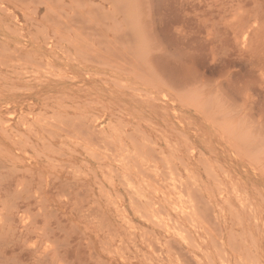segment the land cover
I'll return each mask as SVG.
<instances>
[{"label":"rangeland","instance_id":"obj_1","mask_svg":"<svg viewBox=\"0 0 264 264\" xmlns=\"http://www.w3.org/2000/svg\"><path fill=\"white\" fill-rule=\"evenodd\" d=\"M51 1L0 0V264H264V0Z\"/></svg>","mask_w":264,"mask_h":264},{"label":"bare ground","instance_id":"obj_2","mask_svg":"<svg viewBox=\"0 0 264 264\" xmlns=\"http://www.w3.org/2000/svg\"><path fill=\"white\" fill-rule=\"evenodd\" d=\"M29 1H30V0H29ZM32 1L34 2V0H32ZM39 1H40V0H37V1H36L37 3H36V2H34V3L38 4ZM50 1H51V0H50ZM50 1L48 0L49 3H50ZM57 1H58V0H57ZM73 1H74V0H73ZM16 2H18V1H16ZM51 2H53V0H52ZM55 2H56V1H55ZM34 3H33V5H35ZM58 3H59V2H58ZM88 3H89V2H88ZM28 4H29V2H28ZM39 4H40V3H39ZM51 4L54 5V3H51ZM67 4H68V3H67ZM67 4H66V5H67ZM60 5H61V4H60ZM78 5L81 6V3H80V4L78 3ZM0 6H1V5H0ZM35 6H37V5H35ZM63 6H64V5H63ZM71 7H72V6H71ZM50 8H51V7H50ZM50 8H49V9H50ZM0 9H1V10H4L3 7H0ZM31 10H32V9H31ZM50 10H51V9H50ZM34 11H35V9H34ZM52 11H53V10H52ZM52 11H51V12H52ZM5 12H7V11H5ZM31 12H33V11H31ZM48 12H50V11H48ZM51 12H50V13H51ZM74 12H75V11H74ZM50 13H49V14H50ZM58 13H59V12H58ZM241 13H242V12H241ZM34 14H35V13H34ZM45 14H46V13H45ZM72 14H74V13H72ZM239 14H240V13H239ZM237 15H238V14H237ZM46 16L48 17V15H46ZM76 16L78 17L79 15L76 13ZM239 16H240V15H239ZM47 17H46V19H47ZM67 17H68V16H67ZM78 18H79V17H78ZM80 18H82V17H80ZM236 18H237V17H236ZM51 19H52V18H51ZM71 19H73V17H72ZM82 19L85 20L84 18H82ZM32 20H33V19H32ZM78 20H80V19H78ZM78 20H77V22H79ZM48 21H49V20H48ZM55 21H56V20H55ZM55 21H54V22H55ZM75 21H76V20H74L73 25H75L76 28H77V25H76V24H79V25H80V23H77V22H75ZM52 22H53V21H51V23H52ZM68 22H70V21H68ZM256 22H257V21H256ZM70 24H71V22H70ZM56 25H57V24L55 23V26H56ZM253 25H254V24H252V26H253ZM255 25H256V23H255ZM255 25H254V26H255ZM250 26H251V25H250ZM252 26H251V27H252ZM79 27H84V26H83V25H82V26L80 25ZM79 27H78V28H79ZM38 28H39V27H38ZM84 28H85V27H84ZM39 29H40V28H39ZM39 29H38V30H39ZM60 29H61V28H60ZM85 29H86V28H85ZM100 29H101V28H100ZM62 30H64V29H62ZM77 30H78V29H77ZM90 30H91V29H90ZM102 30H103V28H102ZM97 31H99V30H97ZM137 31H138V30H137ZM84 32H85V31H84ZM88 32H89V31H88ZM90 32H92V31H90ZM99 32H100V31H99ZM99 32H98V33H99ZM101 32H102V31H101ZM102 34H103V33H102ZM243 34H244V33H243ZM245 35H246V34H245ZM74 36H75V35H74ZM117 36H118V35H117ZM117 36H116V39H118ZM84 37H85V36H84ZM114 37H115V36H114ZM245 38H246V37H245ZM245 38H244V39H245ZM107 39H108V38H107ZM119 39H120V37H119ZM242 39H243V38H242ZM245 40H246V39H245ZM245 40H244V41H245ZM102 41H103V40H102ZM108 41H109V40H108ZM110 41H111V38H110ZM110 41H109V43H110ZM120 41H122V40H119L118 42H120ZM112 42H113V41H112ZM114 42H115V41H114ZM242 42H243V41H242ZM250 42H251V41H250ZM245 43H246V41H245ZM98 44H100V43H98ZM98 44H97V45H98ZM115 44H116V42H115ZM103 45H104V42H103V44H102V47H103ZM110 45H111V44H110ZM112 45H114V43H113ZM112 45H111V46H112ZM1 46H2V48H1V47H0V48L3 49L4 46H3V45H1ZM100 46H101V45H100ZM100 46H99V47H100ZM119 46H120V45H119ZM122 46H124V44H123ZM122 46H121V48H122ZM137 46H138V45H137ZM102 47H100V48H102ZM112 47H113V46H112ZM112 47H110V48H112ZM116 47H117V46H116ZM126 47H127V46H126ZM243 47H244V46H243ZM5 48H7V47H5ZM106 48H107V46H106ZM119 48H120V47H119ZM121 48H120V49L117 48L118 52H119V50H121ZM131 48H132V47H131ZM127 49H128V48H127ZM9 50H10V49H9ZM104 50H105V48H104ZM109 50H110V49H109V47H108V52H109ZM112 50H114V47H113ZM112 50H111V51H112ZM133 50H134V49H133ZM99 51H100V50H99ZM121 51H122V50H121ZM128 51H129V49H128ZM128 51H126V52H127V56H128ZM0 52H1V51H0ZM10 52H11V50H10ZM12 52H13V51H12ZM104 52H105V51H104ZM135 52H136V51L134 50L133 54H134ZM2 53H3V52L0 53L1 56H2ZM100 53L103 54V52H100ZM115 53H116V52H115ZM115 53H114V55H116ZM3 54H4V53H3ZM12 54H13V53H12ZM102 54H101V57H104V56H102ZM112 54H113V53H111L110 55H112ZM131 54H132V52H131ZM135 54L137 55V53H135ZM145 55H146V54H145ZM8 56H10V54H9ZM8 56H6V57H8ZM19 56H20V55H19ZM83 56H84V55H83ZM99 56H100V55H99ZM10 57L13 58V59L15 58V57H12V56H10ZM27 57H28V56H27ZM119 57H120V56H119ZM119 57H118V59H119ZM122 57H123V56L121 55V58H122ZM124 57L127 58V59L129 60L128 57H126V56H124ZM135 57H136V58H139L137 62H140V61H141V59H140L139 56H135ZM18 58H19V57H18ZM28 58H29V57H28ZM98 58H99V57H98ZM98 58H97V59H98ZM114 58H115V57H114ZM121 58H120V59H121ZM125 58H124V59H125ZM146 58H147V56H146ZM21 59H22V58H21ZM73 59H74V58H73ZM99 59H101V61H102V58H99ZM124 59H123V61H124V62L126 61L125 63H126L127 65L129 64L128 66L124 64V66L126 67L125 69H128L127 67L130 68V63H131V62L129 63V62H127V59H126V60H124ZM14 60L16 61L17 59H14ZM19 60H20V59H19ZM110 60H112V59H110ZM110 60H109V61H110ZM136 60H137V59H136ZM249 60H250V59H249ZM249 60H248V61H249ZM103 61H104V60H103ZM105 61H106V60H105ZM105 61H104V62H105ZM109 61H108V62H109ZM116 61H118L119 64L122 63V62H121L122 59H121V61L116 59ZM119 61H120V62H119ZM129 61H130V60H129ZM143 61H144V60H143ZM145 61H146V60H145ZM0 62H1V60H0ZM7 62H8V61H7ZM7 62H5V63L8 64ZM9 62H10V61H9ZM18 62H19V61H18ZM24 62H25V61H24ZM252 62H253V61H252ZM5 63H4V64H5ZM40 63H41V62H40ZM40 63H39V64H40ZM111 63L113 64V67H114V62H112V61L109 62V64H111ZM115 63H116V62H115ZM144 63H146V62H144ZM4 64H3V65H4ZM100 64H102V63H100ZM100 64H98V65H100ZM104 64H105V63H104ZM104 64H103V65H104ZM106 64H107V62H106ZM138 64H139V63H138ZM8 65H9V64H8ZM37 65H38V63H37ZM40 65H41V64H40ZM121 65H122V64H121ZM140 65L143 66L142 63H141ZM146 65H147V63H146ZM255 65H256V64H255ZM255 65H254V66H255ZM100 66H102V65H100ZM124 66H123V68H124ZM141 66H140V67H141ZM41 67H43V66H40V68H41ZM109 67H110V66H109ZM111 67H112V65H111ZM119 67H120V66H119ZM147 67H148V65H147ZM9 68H10V67H9ZM134 68H135V67H134ZM142 68H143V67H142ZM132 69H133V68H132ZM135 69H136V68H135ZM148 69H149V68H148ZM130 70H131V69H130ZM130 70H129V71H130ZM136 70H139V68L137 67ZM24 71H25V70H24ZM132 71H133V70H132ZM132 71H131V72H132ZM149 71H150V70H149ZM149 71H148V72H149ZM124 72H125V71H124ZM142 72H143V73H146V71H142ZM139 73H141V70H139ZM152 73H153V72H152ZM146 74H148V73H146ZM146 74H145V75H146ZM148 76H149V75H148ZM262 76H263V75H262ZM140 79H141V78H140ZM123 83H124V82H123ZM124 88H125V87H124ZM164 95H165V94H164ZM164 95H163V96H164ZM190 99H191V98H190ZM190 99H189V100H190ZM152 100H153V99H152ZM180 101H181V100H180ZM190 101L193 102V100H190ZM117 102H118V101H117ZM212 102H213V101H212ZM212 102H208V103H211V104H212ZM196 103H197V102H196ZM192 104H193V103H192ZM211 104H210V107H211ZM101 105H102V104H101ZM198 105H199V104H198ZM208 105H209V104H207V106H208ZM207 106H206V107H207ZM208 107H209V106H208ZM210 109H211V108H209V110H210ZM163 111H164V110H163ZM205 112H206V111H205ZM207 112H208V111H207ZM215 112H216V111H215ZM209 113H210V112H209ZM232 114H233V113H232ZM110 115H111V114H110ZM205 115H206V114H205ZM207 115H208V114H207ZM214 115H215V113H214ZM219 115H221V114H219ZM209 116H210V115H209ZM76 117H77V116H76ZM221 117H223V116L221 115ZM233 117H234V116H233ZM41 118H42V117H41ZM70 118H71V116H70ZM72 118H73V117H72ZM211 118H213V117H211ZM217 118H218V117H217ZM219 118H220V117H219ZM75 119H76V118H75ZM79 119H80V121H81L80 116H79ZM46 120H47V119H46ZM63 120H64V119H63ZM208 120H210V119H208ZM208 120H207V121H208ZM65 121H66V119H65ZM76 121H78V119H77ZM41 122H42V120H41ZM56 122H57V121H56ZM56 122H55V123H56ZM69 122L72 123L71 121H69ZM119 122H121V121H119ZM79 123H80V122H79ZM219 123H220V122H219ZM50 124H52V122H51ZM50 124H49V127H52V126H50ZM80 124H81V123H80ZM80 124H77V126L80 125ZM223 124H224V123H223ZM56 125H57V123H56ZM64 125H65V124H64ZM64 125H63V127L66 128V126H64ZM73 125H74V124H73ZM75 125H76V124H75ZM84 125H85V124H84ZM216 125H217V124H216ZM225 125H226V124H225ZM85 126H86V125H85ZM101 126H102V125H101ZM113 126H114V125H113ZM74 127H75V126H74ZM78 127H79V126H78ZM78 127H77V128H78ZM80 127H81V126H80ZM88 127H89V126H88ZM88 127H87V128H88ZM124 127H125V126H123V128H124ZM44 128H45V127H44ZM65 128H64V129H65ZM71 128L74 130L73 127H71ZM71 128H69V129H71ZM77 128H76V130H74V131H77ZM125 128H126V127H125ZM227 128H228V127H227ZM230 128H231V127H230ZM58 129H59V128H58ZM66 129H67V128H66ZM69 129H68V130H69ZM78 129H79V134H80V133H81L80 129H82V127H81V128H78ZM92 129H93V128H92ZM49 130H50V129H48V132H49ZM68 130H65V132L67 133ZM83 130H84V129H83ZM115 130H116V128H115ZM51 131H52V130H51ZM53 131H54V130H53ZM69 131H70V130H69ZM117 132H118V131H117ZM122 132H123V131H122ZM136 132H140V131L137 130ZM224 132H227V131H224ZM231 132H232V130H231ZM231 132H230V133H231ZM247 132H249V131H247ZM69 133L71 134L72 132H69ZM77 133H78V131H77ZM89 133H90V132H89ZM143 133H144V132H143ZM227 133H228V132H227ZM47 134H48V133H47ZM50 134H52V132H51ZM70 134H69V135H70ZM74 134H75V135H74ZM74 134L72 133L73 137H74V136H75V137H78L77 134H76V132H75ZM135 134H137V133H135ZM232 134H233V133H232ZM52 135H53V134H52ZM56 135H58V134H56ZM72 135H71V136H72ZM81 135H82V134H81ZM86 135H88V134H86ZM132 135H133V134H132ZM229 135H231V134H229ZM246 135H247V134H246ZM54 136H55V135H54ZM89 136H90V135H88V136H86V137L89 138ZM137 136H138V134H137ZM139 136H140V135H139ZM239 136H240V134L238 135V138H240ZM40 137H41V136H40ZM65 137H66V136H65ZM141 137H142V138H141ZM146 137H147V136H146ZM66 138H67V137H66ZM78 138H79V137H78ZM78 138H77V139H78ZM91 138H92V136H91ZM95 138H96V137H95ZM140 138L143 140L144 137H143V136H140ZM238 138H236L237 140H235L234 138H233V139H234L235 141H241V140L243 139V138H242V139L239 140ZM248 138H249V136H248ZM248 138H247V139H248ZM101 139H102V138H101ZM147 139H149V138H146V140H147ZM244 139H245V138H244ZM249 139H250V138H249ZM78 140H80V139H78ZM93 140H94V139H93ZM97 140H100V139L97 138L96 140H94V143H93V144H95V141H97ZM150 140H151V139H150ZM101 141H102V140H101ZM101 141H100V142H101ZM118 141H119V140H118ZM147 141H148V140H147ZM82 142L85 143L84 140H82ZM87 142H88V141H87ZM100 142L97 141V142H96L97 144H95V146L97 147V145H99ZM135 142H136V141H135ZM148 142H149V141H148ZM245 142H246V141H245ZM251 142H252V141H251ZM251 142H250V143H251ZM253 142H254V141H253ZM253 142H252V143H253ZM150 143H153V144H154L153 141H151ZM256 143H257V142H256ZM52 144H53V143H52ZM139 144H140V143H139ZM153 144H152V145H153ZM241 144H242V142H241ZM101 145H102V148H103V143H102V142H101ZM101 145H99V146H101ZM107 145H108V146H109V145L111 146L110 143H109V144L107 143ZM113 145H115V144H113ZM140 145H141V144H140ZM239 145H240V144H239ZM110 146H109V147H110ZM146 146H147V147H150V146H148V145H146ZM241 146L244 147L243 144H242ZM255 146H256V145H254V149L257 148V147H255ZM257 146H258V144H257ZM260 146H261V145H260ZM252 147H253V146H252ZM93 148H94V147H93ZM97 148H98V147H97ZM143 148H144V147H143ZM169 148H170V147H169ZM103 149H104V148H103ZM106 149H107V148H106ZM148 149H149V148H148ZM150 149H151V147H150ZM150 149H149V151H150ZM97 150H99V149H97ZM110 150H111V151H112V150L115 151V148L112 149V147H111ZM104 151H105V150H104ZM114 151H113V152H114ZM137 151H138V149H137ZM153 151H154V149L151 150L150 152H152V154H153V153L156 154V153L153 152ZM4 152H5V151H4ZM57 152H58V151H57ZM89 152L91 153V149H90ZM93 152H94V151H93ZM140 152H141V149H140ZM252 152H254V150H253V151L251 150V153H252ZM75 153H76V152H75ZM106 153H108V149H107V152H106ZM202 153H203V152H202ZM94 154H95V152H94ZM114 154L116 155V151H115ZM127 154L129 155V153H127ZM133 154H134V153H133ZM139 154H140V153H139ZM141 154H142V153H141ZM154 154H153V157H154ZM162 154H163V152H162ZM61 155H63V154H61ZM65 155H66V154H65ZM92 155H93V154H92ZM142 155H143V154H142ZM147 155H149V154H147ZM156 155H157V157H155V158H157V159L159 160L158 154H156ZM156 155H155V156H156ZM164 155H165V154H164ZM253 155H254V154H252V155H250V156L252 157ZM96 156H97L96 158L98 159V158H99L98 155H96ZM125 156H127V155H125ZM133 156H134V155H133ZM136 156H137V154H136ZM111 157H112V158L114 157V156H113V153L111 154ZM153 157H152V158H153ZM160 157H161V156H160ZM165 157H166V155H165ZM167 157H169V155H167ZM100 158H101V157H100ZM100 158H99L100 161H101V160H104V159H100ZM116 158H117V156H116ZM116 158H115V159H116ZM127 158H128V161H129V157H127ZM137 158H138V157H137ZM145 158H147V156H146ZM152 158H151V159H152ZM155 158H154V159H155ZM254 158H256V157L254 156ZM125 159H126V158H125ZM125 159H124V160H125ZM132 159L134 160L135 158L132 157ZM113 160H114V159H113ZM135 160H137V159H135ZM147 160H148V159H147ZM152 160H153V159H152ZM160 160H161V159H160ZM169 160H170V159H169ZM256 160L258 161V159H256ZM178 161H179V160H178ZM125 162H127V160H126ZM162 162H163V161H161V164H163ZM166 162H167L166 164H168V161H166ZM179 162H181V161H179ZM181 163H182V162H181ZM164 164H165V163H164ZM182 164H183V163H182ZM1 165H2V164H1ZM57 165H58V164H57ZM128 165H129V164H128ZM133 165H137V163L134 164V162H133ZM172 165H173V163H172ZM165 166H168V165H165ZM202 166H203V164H202ZM2 167H3V168H2ZM2 167L0 166L1 169H5V168H4V165H2ZM5 167H6V166H5ZM63 167H64V166H63ZM129 167H130V165H129ZM163 167H164V165H162V168H163ZM168 167H169V166H168ZM173 167H174V166H173ZM48 168H49V167H48ZM138 168H139V167H137V169H138ZM150 168H151V166H150ZM203 168H204V167H203ZM110 169H112V166H111ZM164 169H166V167H165ZM208 169H209V168H208ZM39 170H40V169H39ZM43 170H44V169H43ZM138 170L141 171V169H138ZM153 170H154V169L151 168V171H153ZM209 170H210V169H209ZM140 171H139V172H140ZM144 171H145V170H144ZM144 171H142V172H140V173H141V174H145L144 177L147 178L148 176H146V175H149V174H151V173L148 172L149 174H146V173H144ZM173 171L175 172L176 175L178 174V173H176L177 170L174 169ZM43 172H44V171H43ZM139 172H138V173H139ZM154 172H156V170H154ZM204 172H205V170H204ZM114 173H115V172H114ZM140 173H139V174H140ZM168 173H169V172H168ZM206 173H207V171H206ZM208 173H209V172H208ZM208 173H207V175H208ZM155 174H156V173H155ZM214 174H215V173H214ZM214 174H213L212 176H214ZM169 175L172 176L171 173H169ZM169 175H168V176H169ZM178 175H179V174H178ZM141 176H143V175H141ZM149 176H152V175H149ZM166 176H167V175H166ZM170 176H169V177H170ZM117 177H119V176H117ZM127 177H128V176H127ZM161 177H163V176H161ZM164 177H165V176H164ZM178 177L180 178V175H179ZM181 177H182V176H181ZM191 177H192V176H191ZM121 178H123V177H120L119 180H120ZM129 178H130V177H129ZM167 178H168V177H166L165 179H167ZM187 178H188V177H187ZM211 178H212V177H211ZM39 179H40V178H39ZM124 179H125V178H124ZM147 179H148V178H147ZM151 179H152V177H151ZM162 179L164 180V178H162ZM170 179H171V181H173L172 179H175V180H174V181H175V182H174L175 184L177 183V182H176L177 180H180V179H177V180H176V176H175V177L173 176V178L170 177ZM188 179H189V178H188ZM188 179H187V180H188ZM191 179H193V177H192ZM121 180H122V181H125V180H123V179H121ZM148 180H150V179H148ZM194 180H195V179H194ZM50 181H51V180H50ZM126 181H127V178H126ZM150 181H152L153 183H155V182H154V178H153L152 180H150ZM166 181H167V180H166ZM169 181H170V180H169ZM169 181H168L169 186H170V184L174 185L173 182L170 183ZM180 181H181V182H180ZM180 181H178V183L180 182L181 185H182V184L184 185L183 187H180V188H181V189H182V188H185V184H187V183L184 184V183H182V180H180ZM214 181L218 182L217 180H214ZM108 182H109V180H108ZM144 182H145V181H144ZM156 182H157V180H156ZM184 182H185V181H184ZM187 182H190L191 186H192V185L195 186V184H192V183H191L190 179H189V181H187ZM219 182H220V181H219ZM219 182H218V183H219ZM41 183H42V182H41ZM121 183H122L123 185H124V184L127 185L126 182H121ZM128 183H130V182H128ZM164 183H165V182H164ZM73 184H74V183H73ZM156 184H157V183H155V185H156ZM71 185H72V183H71ZM177 185H178V184H177ZM69 186H70V183H69ZM127 186H129V185H127ZM140 186H141V185H140ZM156 186H157V185H156ZM179 186H180V184H179ZM71 187H73V186H71ZM71 187H70V188H71ZM171 187H172V186H171ZM187 187H188V186H187ZM216 187H217V186H216ZM129 189H132L131 185H130ZM177 189H178V188H177ZM81 190H82V189H81ZM83 190H84V189H83ZM125 190H127V189H125ZM132 190H133V189H132ZM140 190H141V189H140ZM19 191H20V190H19ZM39 191H40V190H39ZM130 191H131V190H130ZM130 191H129V192H130ZM172 191H173V190H172ZM180 191H182V190H180ZM233 191H234V190H233ZM77 192H78V191H77ZM82 192H83V191H82ZM85 192H86V191H85ZM127 192H128V190H127ZM129 192H128V193H129ZM184 192H185V193H184ZM191 192H192V191H191ZM193 192H194V191H193ZM196 192H199V190H197ZM65 193H67V192H65ZM78 193L81 194V197H82V195L84 194V193H81V192H78ZM86 193H87V192H86ZM104 193H105V192H104ZM139 193H140V192H139ZM182 193L186 194L185 189H184V191H182ZM182 193H181V194H182ZM188 193H189V192H188ZM194 193H195V192H194ZM80 194H78V196H79ZM133 194H135V192H134ZM133 194H132V193H131V194H128V196H129V195H133ZM181 194H180V196H181ZM184 194L182 195V197H184ZM197 194H198V193H197ZM197 194H196V195H197ZM105 195H106V193H105ZM166 195H167V194H166ZM188 195H189V194H188ZM63 196H65V194H64ZM67 196H68V195H67ZM133 196H134V195H133ZM137 196H138V195H137ZM137 196H136V198H137ZM168 196H169V195H168ZM201 196H202V194H201ZM218 196H219V195H218ZM122 197H123V196H122ZM173 197H174V196H173ZM187 197H188V196H187ZM192 197H193V194H192ZM82 198H84V196H83ZM82 198H81V199H82ZM132 198H134V197H132V196L130 197V200H131V201H133ZM169 198L172 199L170 196H169ZM196 198H197V200H198V199L200 198V196L198 197V195H197ZM201 198L204 199V200H206L204 197H201ZM65 199H66V196H65ZM144 199H145V198H144ZM165 199L167 200V198H165ZM184 199H185V198H184ZM189 199H190V198H189ZM202 199H201V200H202ZM75 200L78 201L77 199H75ZM147 200H149V199H145V201H146L147 204H148V201H147ZM172 200H173V199H172ZM197 200H196V201H197ZM199 200H200V199H199ZM199 200H198V201H199ZM201 200H200V202H201ZM168 201H169V200H167V202H168ZM191 201H192V199H191ZM198 201L196 202V204L198 203ZM206 201H207V200H206ZM79 202H80V201H78V203H79ZM84 202H85V200H84ZM92 202H93V201H92ZM96 202H97V201H96ZM180 202L182 203V201H180ZM184 202H185V201H184ZM186 202H187V201H186ZM193 202H194V204H195V200H194V199H193ZM169 203H172V202L169 201ZM189 203H190V202H189ZM227 203H228V202H227ZM2 204H3V201H2ZM82 204H83V202H82ZM91 204H92V203H91ZM111 204H112V203H111ZM141 204H142V203H141ZM152 204H153V203H152ZM152 204H148V206L150 205V206H149L150 209H151V208L154 209L153 206L151 207ZM186 204L188 205V203H186ZM186 204H183V203L180 204V208H181L182 205H185V207H188L191 203H190L188 206H186ZM201 204L205 205L206 208L209 206V204L207 203V205H206V202L204 203V201L201 202ZM201 204L199 203V205H201ZM93 205H94V204H93ZM95 205H96V204H95ZM191 205H192V204H191ZM199 205H198V206H199ZM203 205H202V206H203ZM79 206H80V205H79ZM229 206H230V205H229ZM185 207H184V208H185ZM189 207H190V206H189ZM203 207H204V206H203ZM210 207H211V206H210ZM242 207H243V206H242ZM3 208H5V207H3ZM96 208H97V207H96ZM199 208H200V207H198V209H199ZM211 208H212V207H211ZM87 209H88V208H87ZM97 209H98V208H97ZM141 209H143V208H141ZM163 209H164V208H163ZM175 209L178 210V208H176V206H175ZM191 209H192V208H191ZM198 209L196 208L197 212H198ZM208 209H209V208H208ZM212 209H213V208H212ZM220 209H221V208H220ZM85 210H86V209H85ZM179 210H180V209H179ZM187 210H189V209L187 208ZM199 210H201V209H199ZM159 211H160V210H159ZM163 211H164V210H163ZM191 211H192V213H193L194 210H191ZM85 212H87V210H86ZM142 212H144V210H143ZM156 212H157V211H156ZM166 212H167V211H166ZM166 212H164V213H166ZM197 212H196V213H197ZM201 212H202V213H201ZM201 212L199 211L197 214H199V216H200V215L202 216V214H203V210H201ZM146 213H147V212H145V214H146ZM180 213H181V212H180ZM183 213H184V212H183ZM183 213H182V214H183ZM196 213H194V216L196 215ZM204 213H206V211H204ZM97 214H98V213H97ZM101 214H102V213H101ZM207 214H208V213H207ZM210 214H211V213H209V217H208L209 219H210V217H211ZM86 215H87V214H86ZM90 215H91V214H90ZM141 215L144 217L143 214H141ZM148 215H149V214H148ZM211 215H212V214H211ZM49 216H50V215H49ZM91 216H92V215H91ZM95 216H96V215H95ZM164 216H165V215H164ZM167 216H168V215H167ZM188 216L190 217L189 214H188ZM5 217H7V216L5 215ZM34 217H35V216H34ZM122 217H123V216H122ZM189 217H188V218H189ZM195 217H196V216H195ZM204 217L207 218L205 215H204ZM1 218H2V214H1ZM7 218H10V217H7ZM7 218H6V219H7ZM32 218H33V217H32ZM91 218H92V217H91ZM101 218H102V217H101ZM146 218H147V217H146ZM148 218H149V220H150V216H149ZM155 218H157V217H155ZM167 218H168V217H166V219H167ZM190 218H192V217H190ZM205 218H204V219H205ZM212 218H213V217H212ZM197 219H198V217H197ZM209 219H208V220H209ZM215 219H216V218H214V220H215ZM254 219H255V218H254ZM1 220H2V219H1ZM85 220H86V219H85ZM101 220L103 221L104 219H101ZM105 220H106V219H105ZM105 220H104V221H105ZM147 220H148V219H147ZM151 220H152V218H151ZM199 220H200V219H199ZM208 220H207V221H208ZM211 220L213 221V219H211ZM211 220H210V221H211ZM104 221H103V222H104ZM212 221H211V223H210V226H211V224L214 223V222L212 223ZM105 222H106V221H105ZM170 222H172V221H170ZM188 222L190 223V221H188ZM191 222H193L192 219H191ZM203 222H204V221H203ZM216 222H217V219H216ZM2 223H3V222H2ZM10 223H11V222H10ZM98 223H99V222H98ZM153 223H154V221H153ZM174 223L176 224V222H174V220H173L172 225H173ZM195 223H196V222H195ZM208 223H209V222H208ZM6 224H7V223H6ZM154 224H155V223H154ZM178 224H179V223H178ZM192 224H193V223H191V225H192ZM214 224H215V223H214ZM4 225H5V224H4ZM82 225H83V224H82ZM193 225H194V224H193ZM217 225H219V224H217ZM2 226H3V224H2ZM173 226H175V229L177 228L176 225H173ZM173 226H172V227H173ZM204 226H205V225H204ZM214 226H215V225H213L212 230H213ZM158 227H159V225H158ZM160 227H161V226H160ZM179 227H180V226H179ZM215 227H216V226H215ZM218 227H219V226H218ZM218 227H217V229H218L217 232H216V231H214V232L212 231V232H213L214 234H216V235L220 234V233H218V232H219V230H221V227H220V228H218ZM173 228H174V227H173ZM196 228H197V227H196ZM204 228H205V227H204ZM38 229H39V228H38ZM177 229H178V228H177ZM113 230H114V232H115V234H116L117 231H116L115 229H113ZM147 230H148V229H147ZM164 230H165V229H164ZM170 230H172V229L170 228ZM182 230H183V229L181 228V231H182ZM214 230H215V229H214ZM33 231H34V230H33ZM46 231H47V230H45V232H46ZM178 231H179V230H178ZM229 231H230V230H229ZM12 232H13V231H12ZM179 232H180V231H179ZM183 232H184V231H183ZM43 233H44V232H43ZM43 233H42V234H43ZM148 233H149V232H148ZM153 233H154V232H153ZM180 233H181V232H180ZM185 233H186V232H185ZM185 233H184L183 237L185 236V240H187L186 237L188 236L189 233H188L187 235H185ZM229 233H230V232H229ZM117 234H118V233H117ZM154 234H155V233H154ZM231 234H232V233H231ZM231 234H230V235H231ZM130 235H131V234H130ZM181 235H182V233H181ZM211 235H212V234H211ZM145 236H146V235H144V237H145ZM153 236H154V235H153ZM232 236H233V234L231 235V237L228 236L229 238H231L230 240L233 239ZM48 237H49V236H48ZM216 237H219V236H216ZM156 238H158L157 235H156ZM187 238H188V237H187ZM189 238H190V237H189ZM212 238H213V236H212ZM240 238H241V236H240ZM181 239H183V238H181ZM192 239H193V238H192ZM234 239H235V238H234ZM147 240H149V239H147ZM190 240H191V239H190ZM235 240H236V239H235ZM158 241H159V240H158ZM169 241H170V240H169ZM169 241H168V244H169ZM187 241H188V240H187ZM212 241H213V240H212ZM149 242H151V243L149 244V245H151V244H152V241H149ZM188 242H189V241H188ZM192 242H194V241L191 240L189 243L192 244ZM214 242H216V243H214ZM214 242H213V244H215V245L218 246V244H217V243H218V240H216V241L214 240ZM50 243H51V242H50ZM53 243H54V242H53ZM153 243H154V242H153ZM170 243H171V241H170ZM194 243H196V242H194ZM230 243H231L232 245H231ZM7 244H8V243H7ZM7 244H6V245H7ZM36 244H37V243H36ZM228 244L231 245V246H233V249H232V247H231V250H234V246H235V247H239V246H240L239 243H232V242H230V241H228ZM233 244H236V245H233ZM0 245H1V244H0ZM62 245H63V244H62ZM132 245H133V244H132ZM134 245H135V244H134ZM171 245H172V244H171ZM175 245H176V244H175ZM177 245H178V244H177ZM177 245H176V246H177ZM238 245H239V246H238ZM135 246H136V245H135ZM192 246L195 247V244H194V245L192 244ZM35 247H36V246H35ZM103 247H104V246H103ZM128 248H129V247H128ZM156 248H157V247H156ZM173 248H176V247L173 245ZM180 248H181V246H179V248H178V250H179L178 253H180L181 251H182V252L180 253V256L178 255L179 258H181V256H182L181 254H183V251H184V249H183V250H180ZM196 248H197V246H196ZM214 248H215V247H214ZM217 248H218V249H217ZM217 248H216V249L219 250V251H218V254H219V253L221 252L220 248L222 249V245H221V247H220V244H219V246H218ZM126 249H127V248H126ZM134 249H136V248H134ZM153 249H154V247H153ZM181 249H182V248H181ZM56 250H57V249H56ZM127 250H128V249H127ZM158 250H159L158 252L161 253L160 251H161L162 249H161V250L158 249ZM175 250L177 251V248H176ZM217 250H216V251H217ZM223 250H224V249H223ZM223 250H222V251H223ZM129 251H130V250H129ZM170 251H171V250H170ZM155 252L158 254V252L156 251V249H155ZM185 252H186V251H185ZM92 253L94 254V252H92ZM56 254H57V252H56ZM186 254H187V253H186ZM206 254H207V253H206ZM236 254H237V253H236ZM53 255H54V254H53ZM161 255H162V254H161ZM176 255H177V254H176ZM187 255H188V254H187ZM221 255H223L222 252H221ZM221 255L219 254V256H221ZM178 256H177V257H178ZM183 256H184V254H183ZM183 256H182V258H184ZM185 256H186V255H185ZM189 256H190V255H189ZM207 256H208V255H207ZM0 257H1V256H0ZM46 257H47V256H46ZM56 257H58V255H57ZM177 257L175 258L176 260H178ZM186 257H187V256H186ZM221 257H222V259H223L224 257H226V255H225L224 257H223V256H221ZM190 258H191V257H190ZM208 258H209V256H208ZM1 259H3V257H2ZM44 259H45V257H44ZM93 259H94V258H93ZM146 259H148V258L146 257ZM184 259L187 260V259H189V258L187 257V259H186V258H184ZM224 259H225V258H224ZM46 260H47V259H46ZM148 260H150V259H148ZM178 261H179V260H178ZM181 261L184 262L183 259H181ZM187 261H188V263H189L190 260H187ZM193 261H194V260H193ZM208 261H210V259H208ZM211 261H212V260H211ZM220 261H221V260H220ZM224 261H226V259H225ZM62 262H63V261H62ZM150 262H151V260H150ZM166 262H167V261H166ZM191 262H192V261H191ZM237 262H238V261H237ZM184 263H185V264H188L187 262H184ZM209 263H210V264H213L212 262H209ZM221 263H222V262H221ZM224 263H225V262H224ZM66 264H67V263H66ZM169 264H170V263H169ZM189 264H190V263H189ZM191 264H193V262H192ZM194 264H195V263H194ZM237 264H238V263H237Z\"/></svg>","mask_w":264,"mask_h":264}]
</instances>
